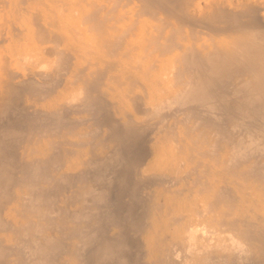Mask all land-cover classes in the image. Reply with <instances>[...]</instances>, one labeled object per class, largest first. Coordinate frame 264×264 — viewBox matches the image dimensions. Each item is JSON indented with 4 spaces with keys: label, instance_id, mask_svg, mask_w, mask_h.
I'll return each mask as SVG.
<instances>
[{
    "label": "bare ground",
    "instance_id": "obj_1",
    "mask_svg": "<svg viewBox=\"0 0 264 264\" xmlns=\"http://www.w3.org/2000/svg\"><path fill=\"white\" fill-rule=\"evenodd\" d=\"M0 264H264V0H0Z\"/></svg>",
    "mask_w": 264,
    "mask_h": 264
},
{
    "label": "rangeland",
    "instance_id": "obj_2",
    "mask_svg": "<svg viewBox=\"0 0 264 264\" xmlns=\"http://www.w3.org/2000/svg\"><path fill=\"white\" fill-rule=\"evenodd\" d=\"M142 117L145 118V116L141 115V116L138 117L139 118L138 120L144 121V119Z\"/></svg>",
    "mask_w": 264,
    "mask_h": 264
}]
</instances>
